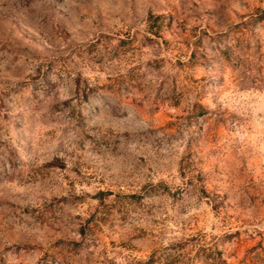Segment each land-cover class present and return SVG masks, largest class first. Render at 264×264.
<instances>
[{"label": "rangeland", "instance_id": "1", "mask_svg": "<svg viewBox=\"0 0 264 264\" xmlns=\"http://www.w3.org/2000/svg\"><path fill=\"white\" fill-rule=\"evenodd\" d=\"M0 264H264V0H0Z\"/></svg>", "mask_w": 264, "mask_h": 264}]
</instances>
